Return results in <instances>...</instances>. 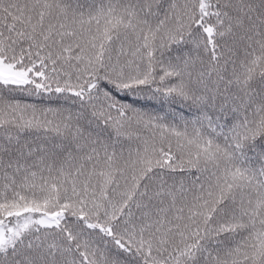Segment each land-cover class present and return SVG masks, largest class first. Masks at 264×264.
I'll return each instance as SVG.
<instances>
[{
  "label": "snow or ice",
  "instance_id": "snow-or-ice-1",
  "mask_svg": "<svg viewBox=\"0 0 264 264\" xmlns=\"http://www.w3.org/2000/svg\"><path fill=\"white\" fill-rule=\"evenodd\" d=\"M0 264H264V0H0Z\"/></svg>",
  "mask_w": 264,
  "mask_h": 264
}]
</instances>
